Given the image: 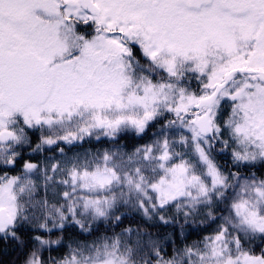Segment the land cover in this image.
<instances>
[{
	"label": "snow or ice",
	"instance_id": "obj_1",
	"mask_svg": "<svg viewBox=\"0 0 264 264\" xmlns=\"http://www.w3.org/2000/svg\"><path fill=\"white\" fill-rule=\"evenodd\" d=\"M157 123L130 152L44 167L22 153L30 132L40 133L36 153ZM225 153L230 167L216 158ZM118 205L216 226L170 256L139 229L50 238L68 226L90 234ZM9 241L22 264H264V0H0V242Z\"/></svg>",
	"mask_w": 264,
	"mask_h": 264
},
{
	"label": "trees",
	"instance_id": "obj_2",
	"mask_svg": "<svg viewBox=\"0 0 264 264\" xmlns=\"http://www.w3.org/2000/svg\"><path fill=\"white\" fill-rule=\"evenodd\" d=\"M160 124L157 123L147 129L146 134H137L134 130H125L119 133L114 139L108 137H101L99 140L95 136L86 138L84 141L74 142L67 144L58 142L55 145H45L43 151L33 153L31 148L35 147L38 143V132H30L31 146H25L22 149L24 159H30L38 163L41 159L57 156L60 149H64V153L79 152L84 150H103L116 147H122L125 151H132L135 147L145 144L154 138V133L159 129ZM220 146L217 145V149ZM217 160L221 164L231 166V157L227 153L217 155ZM167 215L172 216L173 212L169 210ZM115 216H120V221L114 219ZM203 221V222H201ZM210 220H205L204 216H196L185 221L183 215H175V218L168 224H164L156 220H148L133 208L124 205H118L114 210L113 216L108 220H100L92 223L91 233H82L78 226H68L65 231H54L51 234V239L63 237L65 243L71 239L88 240L91 241L103 234L112 235L118 234L123 229L132 228L139 229L142 234L143 241L147 244L150 240H155L163 249V254L170 256L172 249L175 246H182L184 243H192L199 240L202 236L207 235L215 228ZM133 233V239H135ZM12 242V241H11ZM61 251H66L62 249ZM57 252H52L56 255ZM12 257H23V252L14 246V242L0 244V258L2 261H7ZM7 264V263H6Z\"/></svg>",
	"mask_w": 264,
	"mask_h": 264
},
{
	"label": "rangeland",
	"instance_id": "obj_3",
	"mask_svg": "<svg viewBox=\"0 0 264 264\" xmlns=\"http://www.w3.org/2000/svg\"><path fill=\"white\" fill-rule=\"evenodd\" d=\"M117 148V147H116ZM116 148H110V149H113V150H115ZM124 150V149H123ZM179 150V149H178ZM125 151V150H124ZM85 152H92V153H95V152H97V151H94V150H84V151H79V152H71V153H64L63 155H61V154H59V155H57V156H54V157H49V158H51V159H49V158H44V159H41L38 163L41 165V167H44L45 165H50L51 163H55V162H57V161H61V162H63V161H65V160H67V159H70V158H72V157H74L75 155H77V154H80V155H83ZM128 152H130V151H128ZM134 209V211H136V212H138L139 214H141L142 216H144L143 214H142V212H140L138 209H135V208H133ZM172 211V210H171ZM173 212V211H172ZM182 215V214H181ZM198 216H203V214H201V215H198ZM145 217V216H144ZM196 217V216H195ZM147 218V217H146ZM148 219V218H147ZM156 219H158V217H156V218H153V219H148V220H156Z\"/></svg>",
	"mask_w": 264,
	"mask_h": 264
},
{
	"label": "flooded vegetation",
	"instance_id": "obj_4",
	"mask_svg": "<svg viewBox=\"0 0 264 264\" xmlns=\"http://www.w3.org/2000/svg\"><path fill=\"white\" fill-rule=\"evenodd\" d=\"M4 242H0V244H2ZM9 244L13 243L11 241L7 242ZM22 260H23V257H12L10 259H8L7 261H2L1 258H0V264H22Z\"/></svg>",
	"mask_w": 264,
	"mask_h": 264
}]
</instances>
